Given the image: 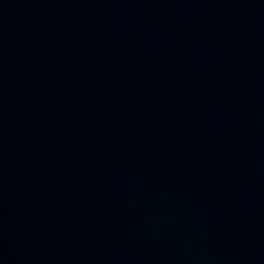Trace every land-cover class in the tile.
<instances>
[{
  "label": "water",
  "instance_id": "obj_1",
  "mask_svg": "<svg viewBox=\"0 0 264 264\" xmlns=\"http://www.w3.org/2000/svg\"><path fill=\"white\" fill-rule=\"evenodd\" d=\"M0 264H264V0H0Z\"/></svg>",
  "mask_w": 264,
  "mask_h": 264
}]
</instances>
